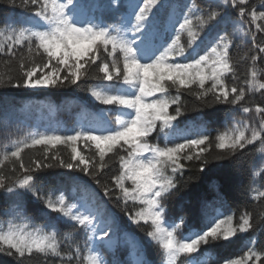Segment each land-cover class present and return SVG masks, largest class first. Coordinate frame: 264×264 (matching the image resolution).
<instances>
[{"label": "snow or ice", "instance_id": "6c2138e0", "mask_svg": "<svg viewBox=\"0 0 264 264\" xmlns=\"http://www.w3.org/2000/svg\"><path fill=\"white\" fill-rule=\"evenodd\" d=\"M226 3L236 10L240 24L249 25L246 34H250L256 44L251 26L255 27V32H264V24L259 23L264 22V0L259 6L252 0H226ZM9 4L30 13L27 20L30 26L9 29L7 20L4 21L6 27L0 30V53L18 60L19 75H11V69L9 74L0 72V84L30 89L53 88L65 82L78 85L94 71L92 78L102 83L91 89V96L103 105L116 106L113 110L117 117L114 122L104 118L96 126H82L71 134L39 133L15 141L11 149L6 147L0 153V190L17 195L20 194L17 190L31 193L47 210L58 214L54 217L57 222H74L92 231L94 237L97 218L90 212L79 211L76 204L68 203L62 192L41 194L34 188L36 177L32 173L59 166L96 177L115 157L119 171L111 177L113 188L105 187L104 193L109 195L117 189V199L123 201L125 210L129 202L141 205L129 219L137 225L141 222L151 225L147 236L162 250L163 264H179L181 257L200 252L202 246L231 244L239 234L253 228L250 212L242 213L238 222L233 215L218 214L202 217L200 230L178 237L185 221L182 217L178 222L166 219L163 198L177 187L176 175L186 167L182 161H200V171H204L212 143L206 134L171 142L165 133L163 147L149 141L158 127L164 132L182 115L181 90L190 92L198 100L212 96L216 102L225 104L238 105L245 98L244 87L233 85L229 89L226 82V77L230 74L234 77L236 71L230 57L232 40L227 33L218 35L203 55L197 52L201 32L222 16L220 11L197 15L200 10L195 4L191 5L192 14H185L179 27H174L170 42L157 46L151 40L148 21L154 10L163 6L162 0H140L138 11L132 13L134 22L129 19L120 25L81 20L80 10L88 7L82 0H20L19 5L9 0ZM117 6L112 0L107 5L108 8ZM185 33L187 48L181 43ZM256 47L259 53H264V46L256 44ZM18 48L25 51L17 58ZM189 50L197 53L198 58L180 62L179 58L191 54ZM258 59L257 55L251 56L253 64ZM10 63L11 59L5 61V64ZM248 76L245 81L248 92L264 90V82L258 79L255 67L249 69ZM173 89L176 95H171ZM172 105H177L174 114L169 111ZM242 111L249 113L252 109L243 107ZM255 111L261 117L258 128L239 121L216 135L215 148L234 156L238 150L259 143L256 151L264 160V108L257 106ZM58 145L70 150L68 160L61 156ZM38 146L42 149L41 157L32 158L26 164L21 154ZM81 146L89 154L86 155ZM6 162L13 175L2 170ZM17 164L21 174H17ZM262 172L264 164L253 176ZM96 182L99 183V179ZM253 192V200L264 198V190L253 189ZM55 229L54 224L31 227L27 222L9 221L0 227V254L13 258L16 264H25L34 256L44 264H72L74 260L79 264H105L95 245L85 255H81L79 247L65 251ZM103 235L107 236L108 232L104 231ZM66 238H70V234ZM262 257L264 252L250 247L243 256L224 259L222 264H264Z\"/></svg>", "mask_w": 264, "mask_h": 264}, {"label": "trees", "instance_id": "16d2710c", "mask_svg": "<svg viewBox=\"0 0 264 264\" xmlns=\"http://www.w3.org/2000/svg\"><path fill=\"white\" fill-rule=\"evenodd\" d=\"M82 2L88 7L80 10L81 20L120 25L129 19L134 22L132 13L138 11L140 0H112L114 5H118L114 8L107 7L109 0ZM252 2L259 6L261 0ZM15 3L19 5L20 0H15ZM193 4L200 10L195 13L197 15H206L210 10L222 13L217 21L201 32L200 40L197 41L200 45L197 52L203 55L218 35L227 33L232 40L230 57L236 71L234 77L231 74L226 77V82L229 89L233 85L237 88L244 87L245 98L238 105H233L216 102L212 96L198 100L190 92L181 90L179 106L182 115L173 122L172 128L161 132L158 127L149 141L163 147L166 143L165 133L171 142H183L184 138H196L204 134L210 137L212 148L206 154L208 163L204 166V171H200V161H182L186 167L176 175L177 187L168 193L162 202L169 222H178L181 217L185 221L184 227L177 233L178 237L200 230L202 217L233 215L238 222L242 213L252 214L253 228L247 233L239 234L231 244L224 245L221 242L202 246L200 252L190 257H181L179 262L222 264L224 259L243 256L250 247L257 252H264V198L252 199L255 195L253 189L264 190V172L253 176V172L264 164L261 154L256 151L259 143L238 150L234 156L221 152L214 146L216 135L232 128L239 121H247L251 126L259 127L261 117L255 109L257 106L264 108V90L248 92L245 81L249 79V69L255 67L259 73L258 79L264 82V53H259L256 47V44L264 46V32H255V27L251 26V32L256 36V44H253L251 35L246 34L249 33V25L240 24L236 10L231 8L226 0H166L162 7L154 10L148 21L152 42L157 46L170 42L174 27H179L185 14H192L189 7ZM171 12L178 19L177 22L169 17ZM29 16L30 13L25 9L10 5L9 0H0V30L6 27L5 20L9 29L29 27ZM128 35L129 38L132 37L131 32ZM187 39V34H182L181 43L186 48ZM16 51L18 58L25 49L18 48ZM189 52L190 55L179 58L180 62L198 58L197 53H192L191 50ZM253 55L259 57L254 64L251 60ZM9 59L11 63L5 64ZM9 69L12 70L11 75L18 76V60L0 53V72L9 74ZM95 74L92 71L90 76L82 79L78 85L65 82L53 88L30 89L17 88L7 83L0 84V153L6 147L11 149L15 141L25 139L31 134H71L82 126L98 125L104 118L114 122L117 113L113 109L116 106L103 105L91 96V89L102 83L92 78ZM171 95H176L174 89L171 90ZM176 106L172 105L169 111L174 114ZM243 107H249L252 111L244 113ZM81 149L85 151L83 146ZM57 150L65 160L69 159V149L58 145ZM92 151H95L94 148ZM41 153L42 149L38 146L36 149H26L21 156L27 164L32 158H40ZM85 154L89 153L85 151ZM218 156L222 158L216 159ZM9 168L6 162L2 170L8 175H13ZM118 171L119 163L114 157L110 166L96 177L59 166L43 168L32 173L36 177L34 188L39 189L41 194L62 192L68 203L76 204L79 211L90 212L97 218L94 237L92 231H86L74 222H57L54 217L58 214L47 210L41 200L24 190H17L19 195L16 192L8 194L0 190V227L6 226L9 221L17 224L27 222L31 227L54 224L65 251H73L79 247L81 255H85L88 249L95 245L105 264H163L162 250L147 236L151 225L143 222L137 225L129 219V215L141 205L129 202L125 210L123 201L117 199V189H113L109 195L104 193L105 187L113 188L111 177L117 175ZM17 174H21L18 164ZM97 179L99 183L96 182ZM104 231L108 232L107 236L103 235ZM69 234L70 238H66ZM0 264H16V261L0 254ZM25 264L44 262L34 256L27 259ZM72 264L79 262L74 260Z\"/></svg>", "mask_w": 264, "mask_h": 264}, {"label": "rangeland", "instance_id": "374dc122", "mask_svg": "<svg viewBox=\"0 0 264 264\" xmlns=\"http://www.w3.org/2000/svg\"><path fill=\"white\" fill-rule=\"evenodd\" d=\"M63 74V73H62ZM37 89H39V88H37Z\"/></svg>", "mask_w": 264, "mask_h": 264}]
</instances>
